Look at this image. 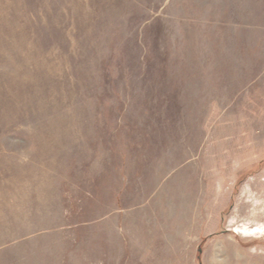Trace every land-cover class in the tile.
<instances>
[{
	"label": "rangeland",
	"instance_id": "374dc122",
	"mask_svg": "<svg viewBox=\"0 0 264 264\" xmlns=\"http://www.w3.org/2000/svg\"><path fill=\"white\" fill-rule=\"evenodd\" d=\"M0 264H264V0H0Z\"/></svg>",
	"mask_w": 264,
	"mask_h": 264
}]
</instances>
